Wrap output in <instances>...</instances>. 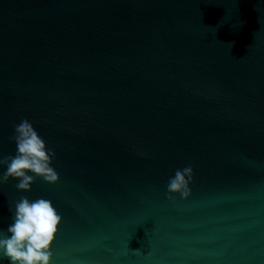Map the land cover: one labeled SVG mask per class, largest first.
Wrapping results in <instances>:
<instances>
[{
	"label": "water",
	"instance_id": "water-1",
	"mask_svg": "<svg viewBox=\"0 0 264 264\" xmlns=\"http://www.w3.org/2000/svg\"><path fill=\"white\" fill-rule=\"evenodd\" d=\"M24 119L59 180L0 231L50 200L51 264H264V0H0V154Z\"/></svg>",
	"mask_w": 264,
	"mask_h": 264
},
{
	"label": "clouds",
	"instance_id": "clouds-1",
	"mask_svg": "<svg viewBox=\"0 0 264 264\" xmlns=\"http://www.w3.org/2000/svg\"><path fill=\"white\" fill-rule=\"evenodd\" d=\"M11 139L15 141L16 153L0 154V166H6V170L0 173V184L15 178L18 180L15 187L27 191L36 177H42L49 183L59 180L58 172L51 166L55 151L47 147L28 119L14 125ZM192 179L193 168L190 165L177 169L167 184L168 199L175 200L172 193H179L185 199L189 197ZM61 221V215L50 200L37 198L30 201L21 196L15 201L13 222L6 233L0 231V257L8 258L10 264H51V245Z\"/></svg>",
	"mask_w": 264,
	"mask_h": 264
}]
</instances>
